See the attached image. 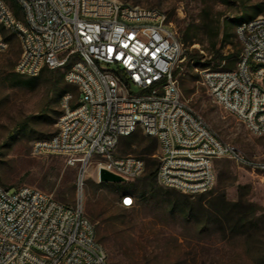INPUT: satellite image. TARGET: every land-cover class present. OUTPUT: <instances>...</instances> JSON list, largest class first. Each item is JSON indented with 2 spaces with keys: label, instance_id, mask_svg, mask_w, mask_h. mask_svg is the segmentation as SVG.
Here are the masks:
<instances>
[{
  "label": "built area",
  "instance_id": "2783aa9c",
  "mask_svg": "<svg viewBox=\"0 0 264 264\" xmlns=\"http://www.w3.org/2000/svg\"><path fill=\"white\" fill-rule=\"evenodd\" d=\"M7 35L20 43L16 74L62 71L76 89L60 96L55 133L34 141L31 153L65 157L77 179L73 207L29 186L10 194L0 185V264H109L83 215L85 174L94 166L97 180L101 168L126 182L141 177V159L113 156L136 131L156 140L163 189L208 193L215 160L264 171V159L242 155L185 105L175 78L182 44L160 11L116 0H0V53ZM235 36L238 57L204 67L200 58L194 70L213 104L264 136V14L237 25ZM133 202L124 195L120 205Z\"/></svg>",
  "mask_w": 264,
  "mask_h": 264
},
{
  "label": "rangeland",
  "instance_id": "374dc122",
  "mask_svg": "<svg viewBox=\"0 0 264 264\" xmlns=\"http://www.w3.org/2000/svg\"><path fill=\"white\" fill-rule=\"evenodd\" d=\"M116 1L165 14L182 44L175 78L185 105L242 155L264 159V136H253L212 103L191 61L194 57L207 62L216 51L238 57L236 25L249 20L254 7L264 5V0ZM222 30L231 36L229 43L220 42ZM187 32L190 40L184 43ZM7 37L8 50L0 53V185L10 194L17 187L29 186L73 207L77 168L69 166L63 156H32L31 149L34 141L55 133L60 96L64 92L76 96V89L64 83L62 71L48 70L29 87L13 86L10 77L21 49L16 37ZM211 64L216 62L211 60ZM131 92L138 90L132 87ZM143 139L146 145L148 139L140 131L121 138L113 156L139 158L136 144ZM214 175V185L206 194L184 199V194L160 190L156 184L140 197L139 179L116 189L98 183L90 166L84 180L83 215L94 225L109 264H264V171L215 160ZM123 190L133 193L132 207L120 205ZM221 200L236 206L230 212L218 205Z\"/></svg>",
  "mask_w": 264,
  "mask_h": 264
},
{
  "label": "trees",
  "instance_id": "16d2710c",
  "mask_svg": "<svg viewBox=\"0 0 264 264\" xmlns=\"http://www.w3.org/2000/svg\"><path fill=\"white\" fill-rule=\"evenodd\" d=\"M263 12H264V5L255 6L252 15L249 18L251 19V18H254L256 16H259ZM241 22H243V21L238 22L237 25H239ZM218 36H219V31H217L216 34L214 35L215 43L218 40ZM230 38H231V36L229 34H227V32L225 30H222L220 42L229 43ZM7 40L9 41L10 37H7ZM189 40L190 39L188 38V32H187L183 35V42L188 43ZM215 43L212 44V47L215 46ZM232 57L233 56H231V57L223 56L220 52L216 51V55L214 57L210 58V60H208L207 62H205V64H203V67L210 65L211 60L215 61L216 64H219L223 59H230ZM191 61H192L193 65H197L199 58L195 59L194 57H192ZM230 65H232V64L230 63ZM49 72L53 73L55 71H49ZM10 78L13 81V86H18V87H29L31 82L35 79V78H26V77L20 76V75L16 74L15 72H14V74H11ZM61 78H63V72L61 74ZM133 135H134V133L130 136H133ZM146 138L148 139L147 140L148 142L146 145H144V141H145L144 139L145 138L136 144L137 154L140 156L138 159H141L145 164L144 174L142 175L141 178H136V179H139V182L141 183L139 186L137 185L141 189L138 192V195L140 197H143L145 195L146 190L155 189L156 184H157L155 178H156V171H157V167H158V161H157V159L155 160V158H153L155 156L154 151L157 148V144H156V140L154 138H150V137H146ZM102 184H104V183H102ZM122 184H110V185L114 186L116 189H120ZM158 189L167 190V189H163L160 186L158 187ZM124 195H129L132 197L133 193L127 192V190H123V194L120 196V200H121V197ZM183 197H184V199H188L187 195H185ZM120 200H119V202H120ZM218 202H219L218 205H220L221 207H224V208L228 207L230 212H231V208L236 206V204H226L225 202H223V200L218 201ZM95 231H96V229H95ZM100 241H102L101 238H100Z\"/></svg>",
  "mask_w": 264,
  "mask_h": 264
},
{
  "label": "water",
  "instance_id": "95a60500",
  "mask_svg": "<svg viewBox=\"0 0 264 264\" xmlns=\"http://www.w3.org/2000/svg\"><path fill=\"white\" fill-rule=\"evenodd\" d=\"M98 181L99 183L104 184H122L126 183V180L101 168L98 172Z\"/></svg>",
  "mask_w": 264,
  "mask_h": 264
},
{
  "label": "snow or ice",
  "instance_id": "6c2138e0",
  "mask_svg": "<svg viewBox=\"0 0 264 264\" xmlns=\"http://www.w3.org/2000/svg\"><path fill=\"white\" fill-rule=\"evenodd\" d=\"M125 203H126V204H129V203H131V201L126 200Z\"/></svg>",
  "mask_w": 264,
  "mask_h": 264
}]
</instances>
